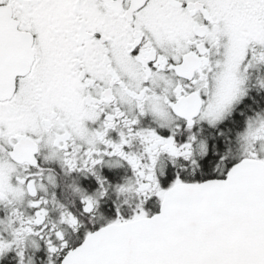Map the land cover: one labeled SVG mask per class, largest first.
I'll return each instance as SVG.
<instances>
[{"label":"snow or ice","instance_id":"1","mask_svg":"<svg viewBox=\"0 0 264 264\" xmlns=\"http://www.w3.org/2000/svg\"><path fill=\"white\" fill-rule=\"evenodd\" d=\"M0 264H264V0H0Z\"/></svg>","mask_w":264,"mask_h":264}]
</instances>
